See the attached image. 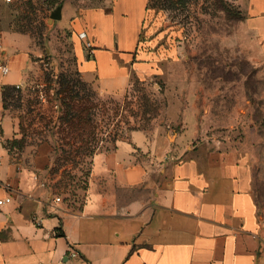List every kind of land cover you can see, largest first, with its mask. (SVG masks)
Instances as JSON below:
<instances>
[{"label": "crops", "instance_id": "crops-1", "mask_svg": "<svg viewBox=\"0 0 264 264\" xmlns=\"http://www.w3.org/2000/svg\"><path fill=\"white\" fill-rule=\"evenodd\" d=\"M66 0L84 79L115 92L159 67L141 35L150 0ZM253 58L264 65V0H237ZM64 20V22H62ZM96 52L88 58L78 33ZM33 37L15 30L0 0V264H264V212L250 164L233 144L209 134V111L172 101L173 128L94 153L85 186L66 200L49 159L12 146L22 135L9 107L38 64ZM19 86V87H17ZM173 138V139H172ZM43 146V144H42ZM79 251L68 258L69 246Z\"/></svg>", "mask_w": 264, "mask_h": 264}, {"label": "rangeland", "instance_id": "rangeland-1", "mask_svg": "<svg viewBox=\"0 0 264 264\" xmlns=\"http://www.w3.org/2000/svg\"><path fill=\"white\" fill-rule=\"evenodd\" d=\"M65 1L5 0L12 27L29 33L39 50L28 87L9 102L19 120V152L38 145L29 151L50 160L46 168L59 193L77 198L96 151L136 132L149 137L172 129V101L194 94L209 111V135L248 159L264 212V65L253 58L237 0H150L141 41L159 67L115 92L84 79L72 30L49 21Z\"/></svg>", "mask_w": 264, "mask_h": 264}, {"label": "built area", "instance_id": "built-area-1", "mask_svg": "<svg viewBox=\"0 0 264 264\" xmlns=\"http://www.w3.org/2000/svg\"><path fill=\"white\" fill-rule=\"evenodd\" d=\"M79 38L83 41V47L86 53V56L88 58H92L95 55L96 52V48L93 44V42L91 41V39H89L88 34L85 31L79 32L78 33ZM0 70L4 73L7 74L10 71L9 66L6 63H0ZM19 87V86H17ZM40 98L45 100V96L43 94V91H40ZM11 201V197H7L4 199H0V206L10 202ZM79 256V251L73 247V246H69L68 248V258H76Z\"/></svg>", "mask_w": 264, "mask_h": 264}, {"label": "water", "instance_id": "water-1", "mask_svg": "<svg viewBox=\"0 0 264 264\" xmlns=\"http://www.w3.org/2000/svg\"><path fill=\"white\" fill-rule=\"evenodd\" d=\"M62 8L63 5H59L52 13L50 16L49 21H54V20H60L62 18Z\"/></svg>", "mask_w": 264, "mask_h": 264}, {"label": "trees", "instance_id": "trees-1", "mask_svg": "<svg viewBox=\"0 0 264 264\" xmlns=\"http://www.w3.org/2000/svg\"><path fill=\"white\" fill-rule=\"evenodd\" d=\"M61 4H63V3H59V5H61ZM58 92H56V94H57ZM11 144H12V146H16V147H18L19 146V140H13L12 142H11Z\"/></svg>", "mask_w": 264, "mask_h": 264}]
</instances>
